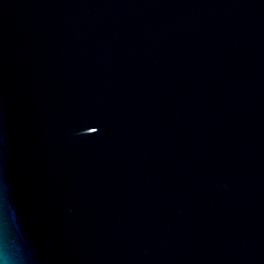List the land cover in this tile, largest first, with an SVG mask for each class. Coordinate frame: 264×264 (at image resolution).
<instances>
[{"label":"water","instance_id":"obj_1","mask_svg":"<svg viewBox=\"0 0 264 264\" xmlns=\"http://www.w3.org/2000/svg\"><path fill=\"white\" fill-rule=\"evenodd\" d=\"M0 264H264V0H40L0 64Z\"/></svg>","mask_w":264,"mask_h":264}]
</instances>
